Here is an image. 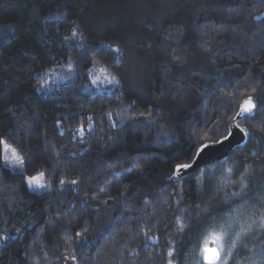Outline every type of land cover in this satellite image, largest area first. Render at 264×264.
I'll list each match as a JSON object with an SVG mask.
<instances>
[{"label":"trees","instance_id":"16d2710c","mask_svg":"<svg viewBox=\"0 0 264 264\" xmlns=\"http://www.w3.org/2000/svg\"><path fill=\"white\" fill-rule=\"evenodd\" d=\"M261 14L264 0H0V32L15 33L0 40V139L24 158L25 176L44 171L51 185L35 192L0 168V233L10 235L0 244V264H74L69 255L79 264H143L149 256L166 264L173 236L180 264H192L213 225H192L179 239L175 221L187 224L196 205L219 200L215 170L252 167L264 180V19H254ZM73 30L82 38L73 40ZM69 59V79L42 89V74L67 68ZM93 67L120 80L119 89L82 91ZM226 93L231 110L221 103ZM247 95L258 107L240 125L256 137L169 183L174 165L195 157L190 135L197 145L218 139L214 129L224 116L231 122ZM81 124L84 135L73 139ZM202 168L200 183L194 176ZM61 178L83 182L61 192ZM253 211L243 209L241 219ZM143 243L149 247L141 250ZM117 248H137L140 256L122 258Z\"/></svg>","mask_w":264,"mask_h":264},{"label":"snow or ice","instance_id":"6c2138e0","mask_svg":"<svg viewBox=\"0 0 264 264\" xmlns=\"http://www.w3.org/2000/svg\"><path fill=\"white\" fill-rule=\"evenodd\" d=\"M64 11H67V9H64ZM51 15L54 17L59 16L58 13H52ZM254 19L262 20L264 19V14H261L260 16H256L254 17ZM14 34H15L14 31L7 33L0 32V40L11 39V37ZM77 37H81V33L78 32L77 30H73L72 32L73 40H75V38ZM67 40L68 38L66 37L65 41ZM80 46L82 47V45ZM116 51H119L118 47L116 48ZM175 59L183 60V57L178 56L175 57ZM66 67L69 71L75 70L71 59H69ZM87 71L88 73H91L92 69H88ZM247 80L248 77H245V81ZM92 83H96V81L93 80ZM107 83L109 85L116 86L117 89H119L121 85V81L118 79H111ZM243 86L244 85L242 84L237 85V91L239 90L240 87ZM41 87L44 88L45 85H41ZM254 91L255 89H253V92ZM230 96L231 93H226L221 101V103L228 110H231L232 108V104L228 100ZM201 99L203 98L201 97ZM133 103H135V101ZM207 103L208 101L205 100L204 105H207ZM259 103L264 104V98H262ZM257 107H258V103L256 100H254L253 96L247 95V97L239 105V110L235 112L234 116H232L231 122H229L227 116H224L220 126L214 129V131L219 134L218 139H212L208 142H201L197 145L196 144L197 137H195L194 135H190V139L192 140L194 146V156L197 159H200L203 157L204 153L207 152V150L212 145L219 144L223 146L224 142L228 141L230 137L233 136V132L231 131V129L233 128L238 129L242 134L243 138L254 139L257 135V132L256 131L250 132L248 129L242 128L240 125V120L253 117ZM151 114L152 112L149 113V115ZM108 115L111 116L110 113ZM56 123L59 125L58 121ZM93 129H94V125L89 123L88 130L91 131ZM84 132H85V128L83 124H81V126L76 129V132L73 135V139H76L77 137H82L84 135ZM162 134L167 135V133H162ZM258 145H264V128L260 129V140L258 141ZM0 147H2V153H3L2 154L3 165H0V168H5V169L10 168L13 173L20 175L26 187L33 191L43 192L51 188L50 184L43 183L45 177L44 171H40L37 175L34 176L24 175L28 167L26 161L22 156L18 155L17 152L11 149V146L7 144L6 140L0 139ZM237 147H239V145H237ZM253 154L259 155V152H254ZM56 155L58 156L59 153L57 152ZM177 159H179V157H177ZM195 162L196 161L193 160L192 163H176L174 165L170 180L168 182L174 183L177 180H183L185 173L187 172V170L193 167V164ZM57 171L58 169H53V171L49 173V175L54 176L55 172ZM123 171H129V169H124ZM199 171L201 173V176L204 177L206 169L202 168L199 169ZM228 171L231 172L232 169L229 168ZM248 171L249 169L246 167L245 173H247ZM117 175H119V173H117ZM246 181L247 178L245 176H242V178L238 182L239 190L226 192L223 198L217 201V204H222L227 207L228 210L226 212L223 209L217 210L216 206L213 204H209L206 208H201V206L198 204L195 206L196 209L195 214L192 216V218L189 220L187 224H185L179 217H177L175 223L177 225L178 231L180 232H183L186 228H191L192 225H202L204 222H209L212 223L213 225L212 230L209 233V236L211 238V243L214 244L215 246L214 247L210 246L209 236H205L203 242L199 243L196 249H193L194 253L198 252L199 260L197 264H232V260L234 258V249L237 248L238 243H243L242 238L246 234H250L255 229L264 231V185L256 188H249ZM82 182L83 181H78L76 179L69 181L66 178H61L59 179L61 192L69 184L76 186ZM0 184H3L2 178H0ZM76 190L78 191V188ZM179 202L180 201H176L177 204H179ZM85 203H87V201H85ZM256 205H259L261 209L260 214L258 216L253 214V216H249L247 219H241L240 213L243 209L254 208ZM217 220L222 221L218 229L216 228ZM235 223H239V230L233 232L232 229ZM17 234H19V230H17ZM144 235L148 240L158 239L156 237H147V232H145ZM75 236L79 237L81 241L86 239L85 237L82 236V233L79 232L75 233ZM9 239H10V235H5L0 233V244L7 243ZM64 239L66 244L71 243V239H72L71 237L66 236ZM124 242L129 243L130 241L125 240ZM244 246L246 247V245ZM148 247L149 245L147 243H143L140 246V249L144 250L147 249ZM116 251L119 252L122 258H127L128 253H131V256L133 258H139L140 256V251L137 250V248L124 249V250L117 248ZM178 255L183 256L184 254L182 252L178 254L176 252V249L171 245H169L165 257L166 264H174V261L176 262V264H180V261L177 259ZM33 258L35 260L39 259V257L35 255ZM45 259H48L46 255H45ZM64 259L71 260L74 262V264H79L76 255L65 256ZM110 259L115 261V257H112ZM116 264H120V262H116ZM143 264H153V258L151 256L146 257L143 261ZM253 264H264V249L260 250L258 258L256 261L253 262Z\"/></svg>","mask_w":264,"mask_h":264},{"label":"rangeland","instance_id":"374dc122","mask_svg":"<svg viewBox=\"0 0 264 264\" xmlns=\"http://www.w3.org/2000/svg\"><path fill=\"white\" fill-rule=\"evenodd\" d=\"M91 69H92V71L90 73L89 81L81 84V90L82 91L88 92V91H92L95 89H104V88H109V87L114 86V85H109L107 83L109 80H111L113 78L110 75V73L107 72L105 69H102L101 67H93ZM68 79H69V75L67 73V68L64 69V68L59 67V68L52 69V70L47 71L46 73L42 74V76L40 78V85H45V87H46L49 83H55V82H59V81L62 82V81L68 80ZM93 80H95L96 83H92ZM44 88H42V89H44ZM2 165H3V159H2ZM211 165H213V164H211ZM210 167H209V171H210V169H213L212 167L211 168ZM220 167L223 170L217 171V170L213 169L216 171L215 174L218 177L215 176V174L213 175L210 172L208 175V176H211L213 178V181L215 180V177H216L215 181L218 184L217 187L218 186H219V188L223 187V190L221 191V196L219 197V200H221L223 198V196L225 195L224 193L239 190L238 182L240 181L242 176H245L247 178L246 182H247L249 188H256V187L264 185V180L261 179L262 177L261 178L257 177V176H259L258 173L256 174L254 172V168H252V167H247L249 169V171L247 173H245L246 167L241 169L240 166H237L234 164H232V165L225 164V165L220 166ZM229 168L232 169L231 172L228 171ZM196 172L197 173L195 174L194 177L198 180V182L201 183V181L203 180V177L201 176L200 171H196ZM212 185L213 184L211 183L209 186L212 187ZM35 192H40V191H35ZM219 200L213 201V204L216 206L217 201H219ZM203 208H206V207L203 205ZM254 210L256 211V215L258 216L260 214V211H261L259 205H256L254 207ZM255 211H253L250 216H253V214H255ZM238 230H239V224L235 223L232 231L235 232ZM209 233L210 232H208L207 234H205L202 237L200 243L203 242V239L205 236H209ZM263 233H264V231H261L259 229H255L250 234H246L242 238L243 243H238L237 248L234 249V258L232 260V264H252V262H249V261L254 257V255L258 254V252L260 250V249L255 250V247L260 246L262 243L264 244ZM176 237L179 239H182L184 237L183 232H180L177 230L176 231ZM209 240H210V246L214 247L215 245L211 243L210 236H209ZM174 243H175V240H174V236H173L170 240L169 245L174 247ZM244 245H246V247ZM195 258L196 259L194 260V262H192V264H197V262L199 260L198 252H197Z\"/></svg>","mask_w":264,"mask_h":264},{"label":"water","instance_id":"95a60500","mask_svg":"<svg viewBox=\"0 0 264 264\" xmlns=\"http://www.w3.org/2000/svg\"><path fill=\"white\" fill-rule=\"evenodd\" d=\"M243 102V101H242ZM233 132V136L230 137L228 141H225L223 146L217 144L212 145L207 152L204 153L203 157L200 159H197L194 157L193 160L196 162L193 164V167L189 170H187V173L192 172L196 170L197 168L212 163L214 161L220 160L228 155V153L237 145L241 144L245 138L242 137V134L238 129H231ZM193 162V161H192ZM191 162V163H192Z\"/></svg>","mask_w":264,"mask_h":264}]
</instances>
